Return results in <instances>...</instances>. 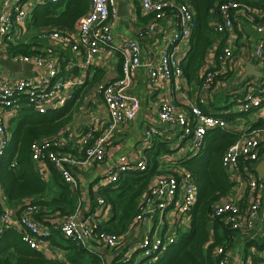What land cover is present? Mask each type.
<instances>
[{"label": "built area", "instance_id": "built-area-1", "mask_svg": "<svg viewBox=\"0 0 264 264\" xmlns=\"http://www.w3.org/2000/svg\"><path fill=\"white\" fill-rule=\"evenodd\" d=\"M60 0H34V4L57 3ZM142 10L152 18L146 25L147 31L157 29L159 22L170 11L175 16L170 34V50L161 52L154 62L144 64L151 85L159 82L176 81L183 75V67L177 48L180 42H186L195 29L194 11L185 1L178 0H137ZM89 10L76 21L74 31L45 29L39 31L41 39H53L69 46L74 52L84 51L85 64H89L98 53L114 50L120 54L121 76L107 84L97 85V94L102 98L109 121L104 131L88 128L83 136L89 141L82 157L65 150L62 135L41 136L30 147V157L38 173L45 165L52 166L64 183L71 189L76 186L72 169L86 164H95L104 160L106 147L115 130L128 119L127 99L123 94L128 78L142 65L141 49L135 39L115 44L110 16L115 13L114 0H89ZM256 9L245 2L229 0L213 8L214 17L210 22L213 31L219 34L230 32L234 28L237 16L244 15L258 35L255 54L264 59V22H259ZM32 17V6L27 0H4L0 3V57L7 58L13 64H33L41 70L35 78L0 79V157L10 145L7 132V119L11 113L27 106L39 114L49 109H59L67 100L63 93L67 84L66 76L57 77L60 64L50 60L45 65L41 54L8 53L9 45L16 44L15 26L26 25ZM222 61L233 58L231 45L223 47ZM216 73L205 72L200 76L201 88L208 89L215 81ZM242 94L233 99L236 114H253L256 119H264V75L248 77L244 80ZM25 98V99H22ZM158 119L162 124L174 125L179 136L188 144L192 153L202 150L206 136L215 129L225 130L227 121L203 112L198 105L189 110L181 109L172 102H162L158 110ZM159 135V131L150 127L144 131L143 143L148 146ZM237 139L224 151L221 166L227 179L233 185L238 181L241 171H246L247 205L244 210L236 199L222 197L214 204L208 214V221L223 220L225 225L241 236L254 226L259 213L264 211V202L260 196L264 189V177H258L256 167L264 161V129L254 124L244 128ZM145 160L129 163L121 159L109 173L102 187L114 184L127 173L147 169ZM197 199V184L189 170L179 164H162L142 192L136 214L121 233H106L101 229L104 218L109 214L110 206L99 197L95 208L88 212L80 210L79 203L73 212L50 220L46 225L35 214L39 206L24 204L19 209H5L0 215V241L3 228L10 225L18 232L23 243L37 250L41 242L49 240L54 231L71 241L88 254L97 258V264H105L110 251L118 264H155L156 260L177 241L184 226L189 227L192 210ZM251 239V237H250ZM228 248L224 242L216 245L213 256L217 264H231L228 260ZM259 264H264V248L257 251ZM251 264L250 260H247Z\"/></svg>", "mask_w": 264, "mask_h": 264}, {"label": "crops", "instance_id": "crops-1", "mask_svg": "<svg viewBox=\"0 0 264 264\" xmlns=\"http://www.w3.org/2000/svg\"><path fill=\"white\" fill-rule=\"evenodd\" d=\"M3 1L0 0V3ZM73 1L75 0H62L60 11L68 6H72ZM114 1L116 11L110 16L114 42L115 44H122L127 40L135 39L141 49L140 58L142 65L127 80L123 94L127 99L126 110L128 119L115 130L109 145L106 147L104 160L99 163L86 164L72 169V173L76 179L75 188L71 189L65 183L71 191L69 197H72L74 200V209L79 203L82 212H88L95 208L97 199L101 197L99 195L101 190L116 188L114 184L105 187H102V185L108 180L109 173L112 171L114 165L118 164L121 159H125L129 163H136L140 160H145L148 163L149 155H153L161 147L165 151L158 157V169L162 164L182 165L186 161L199 163V157L207 148L208 135L211 132L209 131L206 136L204 148L192 153L188 148L187 142L180 138L177 127L162 124L159 121L158 110L162 102H172L177 107L185 110H189L191 105H198L204 113L221 117L227 121V128L220 133L222 136H226V138L233 139L244 128L253 125L244 121H241L239 125V115L234 112L233 108V99L243 92L244 80L248 77H253L251 75L242 79V75L245 73L244 67L247 64H252L261 73V76L264 75V59L261 60L255 54L258 35L251 23L244 15H240L234 20L235 25L230 32L223 34L216 33L209 25L214 17L213 9H211L210 12H207V15H204L203 12V18H206L203 21V25L195 20L196 25L191 37L186 42H180L177 48L183 67L181 78L176 81H162L156 85H151L144 64L154 62L158 59L161 52L171 49L169 39L175 20L173 11H170L166 18L159 22L156 30L148 32L146 25L152 16L142 10L137 0ZM178 1H185L188 4L191 2V0ZM87 2L88 7L86 12L89 10L90 5L89 0ZM27 3L32 6V13L36 11L42 13L46 10L47 6L51 5L50 3L36 5L34 4V0H27ZM254 8L259 9L256 10V15H259V19H264V9ZM121 13H128V15L126 17L121 16ZM194 16L195 19H198L195 10ZM32 23V20H30L26 25L15 26L13 28L12 32L15 34L16 44L9 45V47L21 44L31 45L33 54H41L45 65L48 61L54 59L60 64V71L57 77L66 76L67 84L63 89V93L68 95V97L62 107L59 109H49L46 114L51 119L61 115L63 112L73 111L69 122L55 135L63 136L66 151L82 157L84 148L89 144V141L83 136L84 131L88 128H97V131H104L109 121L105 104L97 94L96 88L97 85L110 83L121 76L120 54L114 50L102 51L94 56L87 65L85 64L86 55L84 51L74 52L69 46L60 41L39 38V30L34 28ZM74 27L68 31H74ZM49 28L51 30L59 29L57 26H50ZM205 40L208 43L204 51L202 64L197 70H193L194 67H191L193 48L196 44L203 43ZM227 45H231L233 48V58L222 61L220 57L222 56L223 47ZM9 47L8 53L12 55L13 53H11ZM207 71L215 72L216 78L211 87L202 89L200 76H204ZM40 74L41 70L31 63L13 64L7 58L0 57V79L35 78ZM86 87L88 89L84 91ZM21 109L8 116L7 132L10 142L22 117L23 112H21ZM254 117L251 114L250 119ZM258 121L259 119H257ZM150 127L156 128L159 131V135L152 140L151 145L146 146L143 143V134ZM51 169H53L52 166L45 165L44 171L38 173L46 183L47 190L43 195L38 196L36 200H46L60 194V184L58 186V183L54 182L56 178L52 174L53 171ZM58 178L62 184V179ZM246 182V171L242 170L238 181L234 185L232 184L231 190L226 195V197L236 199L242 210L247 205ZM260 196L264 202V189L261 191ZM31 201L35 200L33 198H24L14 205H9L0 184V204L3 211L5 209H19L24 204L31 203ZM74 209L67 205L64 213H71ZM39 210L35 214V217L46 225L50 224V220H56L62 213L59 210L51 213L55 209L49 206L43 209L41 207ZM113 219L114 215L110 207L109 214L104 218L102 224L110 222ZM218 221L221 225H225L223 220L219 219ZM208 223L210 224L208 231L211 230L212 234L208 238L209 241L205 245V248L212 242L214 233V223H210L209 221ZM189 228L184 226L180 233ZM230 231L236 234L232 246L227 247L230 263L244 264L248 263L247 260H250L251 264H259L257 251L264 248V211L259 213L254 226L249 228L244 235L241 236L237 232ZM17 235L18 232L10 225L3 228L0 241V251L4 260L3 264H15L19 257L15 250V245L25 251L27 250L26 244L22 247L18 245V241L20 243L21 241L18 240ZM249 242H251V245L246 250V243ZM69 245H71L69 240L63 238L60 232L54 231L49 240L41 242L39 249L35 251L41 254L40 257H43L47 261L42 264H90L88 259L91 256L89 254L76 253L75 250L69 249ZM103 253L106 256H113L110 251H103ZM69 256L77 258L78 263H75L76 260H72L73 258H69ZM113 257L114 263L117 258Z\"/></svg>", "mask_w": 264, "mask_h": 264}, {"label": "trees", "instance_id": "trees-1", "mask_svg": "<svg viewBox=\"0 0 264 264\" xmlns=\"http://www.w3.org/2000/svg\"><path fill=\"white\" fill-rule=\"evenodd\" d=\"M229 0H191L189 3L193 9L197 12L196 22L203 25L204 15L216 5ZM247 3L250 6H254L260 9H264V0H236ZM62 0L57 3H50V6L46 7V10L42 13H32V26L39 31L49 29L50 26H57L62 30H69L74 27V23L77 18L86 13L88 2L87 0H75L72 2V6L62 8ZM196 15V14H195ZM259 22H264V19H258ZM195 22V25H196ZM207 41L198 43L193 48V58L191 67L193 70H197L203 61L204 51L207 46ZM11 53H24L33 54L31 45H18L10 46ZM88 87L85 88L86 91ZM23 112L20 118L16 132L13 134L10 145L6 149L5 153L0 157V184L5 192L9 205H14L24 198H33L35 201H31V204L42 207H50L53 210L51 213L59 210L61 215H66L65 209L68 205L72 209L74 200L69 197L71 191L68 186L59 181V174L55 169H51L52 174L56 178V184H60V194L56 197H52L46 200H36L38 196L43 195L47 190V185L35 170L30 157V147L32 142L41 136H50L58 133L71 119L73 111L63 112L61 115L48 118L47 114H39L33 111L31 108L24 106L21 109ZM255 127L264 129V119L259 120ZM236 136L233 139L222 136L219 144L215 148L213 158L215 163L211 165V168L201 167L199 163L183 162V166L189 170L197 184V199L192 210L190 228L183 233L179 234V240H189L187 249L183 250L185 254L190 255L189 259H183L178 264H217L216 258L213 256V248L222 243L226 246H232L235 233H232L227 226L221 225L216 219L213 223V236L212 242L205 248L208 242V236L206 234L208 224V214L212 211L214 204H216L222 197L226 196L231 190L232 183L226 177L225 172L222 170L221 159L224 151L237 139ZM165 149L159 147L153 155H149L147 169L144 171H134L122 176L121 179L114 183L115 189L101 190L99 195L103 200L110 205L114 219L110 222L101 224V229L106 233H121L123 232L132 217L136 214L137 205L143 189L147 186L152 177L158 172V157ZM61 178V177H60ZM2 206L0 204V215L2 214ZM40 210L37 211V213ZM38 215V214H37ZM224 226V227H223ZM188 232V234H187ZM18 245L24 246L25 243L21 240L19 235L16 236ZM23 243V244H22ZM70 250H75L76 253H87L84 249L79 248L70 241ZM206 243V244H205ZM247 247L251 245V242L246 243ZM204 246V248H203ZM23 250L15 245V250L19 257L15 264H42L47 261L40 257L34 249ZM205 250V252H203ZM25 254H24V253ZM88 254V253H87ZM90 255V254H89ZM90 264H97V258L94 255H90ZM75 263H78V259ZM4 260L0 251V264H3ZM260 262V260H259ZM61 264V263H56ZM113 264H118L114 262ZM157 264V263H155Z\"/></svg>", "mask_w": 264, "mask_h": 264}, {"label": "rangeland", "instance_id": "rangeland-1", "mask_svg": "<svg viewBox=\"0 0 264 264\" xmlns=\"http://www.w3.org/2000/svg\"><path fill=\"white\" fill-rule=\"evenodd\" d=\"M25 99V98H22ZM239 120L238 124L240 125L241 121L248 122V124H255L257 122L256 118L250 119V116L247 114H238ZM11 130V129H10ZM222 129H215L213 131H210L211 133L208 135V145L207 148L203 151V153L199 157V163L201 164V167H207L211 168V165L215 163V158H213V155L215 153V148L219 144V141L222 139ZM210 143V146H209ZM223 170V168H222ZM224 171V170H223ZM210 224L208 223L206 228V234L208 238L211 237V230L208 231V226ZM186 231V230H185ZM184 231V232H185ZM183 233V232H182ZM188 234V232H187ZM209 241V240H208ZM189 244V240H179L177 239L176 243L168 250L166 251L161 258L157 259V264H178L183 259H189L190 255H187L184 253L183 250L187 249V246ZM206 244V243H205ZM204 248V246H203ZM205 252V250H203Z\"/></svg>", "mask_w": 264, "mask_h": 264}, {"label": "water", "instance_id": "water-1", "mask_svg": "<svg viewBox=\"0 0 264 264\" xmlns=\"http://www.w3.org/2000/svg\"><path fill=\"white\" fill-rule=\"evenodd\" d=\"M121 16H127L128 13H121ZM245 73L242 75V79L246 78L247 76H260L261 73L259 71H257L254 66L252 64H247L244 67ZM256 173L258 175V177H264V161H261L258 163L257 167H256ZM114 260V257L112 255H107L106 256V262L105 264H112Z\"/></svg>", "mask_w": 264, "mask_h": 264}]
</instances>
